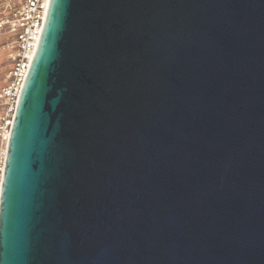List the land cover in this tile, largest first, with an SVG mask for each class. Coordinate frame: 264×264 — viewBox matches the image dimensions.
<instances>
[{"label": "water", "instance_id": "water-1", "mask_svg": "<svg viewBox=\"0 0 264 264\" xmlns=\"http://www.w3.org/2000/svg\"><path fill=\"white\" fill-rule=\"evenodd\" d=\"M0 264H264V0H49Z\"/></svg>", "mask_w": 264, "mask_h": 264}, {"label": "built area", "instance_id": "built-area-1", "mask_svg": "<svg viewBox=\"0 0 264 264\" xmlns=\"http://www.w3.org/2000/svg\"><path fill=\"white\" fill-rule=\"evenodd\" d=\"M49 0H0V33L8 69L0 87V189L19 94L36 52Z\"/></svg>", "mask_w": 264, "mask_h": 264}, {"label": "rangeland", "instance_id": "rangeland-1", "mask_svg": "<svg viewBox=\"0 0 264 264\" xmlns=\"http://www.w3.org/2000/svg\"><path fill=\"white\" fill-rule=\"evenodd\" d=\"M15 1V0H13ZM8 42V35L0 33V87L3 83L4 74L8 69L9 61L6 59V55L2 50V47Z\"/></svg>", "mask_w": 264, "mask_h": 264}, {"label": "bare ground", "instance_id": "bare-ground-1", "mask_svg": "<svg viewBox=\"0 0 264 264\" xmlns=\"http://www.w3.org/2000/svg\"><path fill=\"white\" fill-rule=\"evenodd\" d=\"M48 5H49V3H48ZM32 61V60H31Z\"/></svg>", "mask_w": 264, "mask_h": 264}]
</instances>
